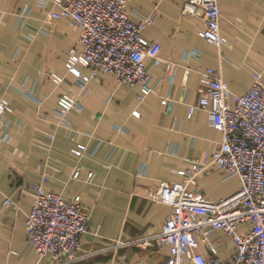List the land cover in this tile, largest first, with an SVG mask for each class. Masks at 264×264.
<instances>
[{"label": "crops", "instance_id": "crops-1", "mask_svg": "<svg viewBox=\"0 0 264 264\" xmlns=\"http://www.w3.org/2000/svg\"><path fill=\"white\" fill-rule=\"evenodd\" d=\"M187 1L128 2L134 21L154 16L143 36L159 43L161 59L176 67L170 77L164 64L147 58L155 91L140 102V88L119 83L113 74H99L82 91L68 67L69 52L82 49L81 32L65 18H50L49 11L56 9L52 0L46 7L42 0H0V100L14 109L0 116V264H53L39 257L26 230L36 184L66 199L80 196L90 213L79 252L83 257L74 264L168 263L170 247L150 238L162 231L172 208L152 197L163 184L183 182L180 172L223 141L208 110L189 117L205 89L202 71L220 70L238 95L250 90L254 74L264 82V0H220L221 32L229 42L222 48L200 36L201 17L183 14ZM50 73L64 82L53 83ZM63 96L77 102L68 114L69 128L58 115ZM166 97L172 110L161 103ZM77 145L87 147L82 157L73 152ZM188 189L218 202L237 194L241 183L214 166ZM8 198L15 204L7 205ZM248 230V224L241 226L242 232ZM133 240L140 241L112 247ZM209 241L218 257L230 258L233 242L225 232L215 231ZM199 251L210 255L204 244Z\"/></svg>", "mask_w": 264, "mask_h": 264}, {"label": "built area", "instance_id": "built-area-1", "mask_svg": "<svg viewBox=\"0 0 264 264\" xmlns=\"http://www.w3.org/2000/svg\"><path fill=\"white\" fill-rule=\"evenodd\" d=\"M56 9L49 11L51 19L65 18L73 28L81 32V51L68 54L69 72L80 82L84 92L88 84L99 74H113L119 83L138 86L137 95L144 102L154 93L153 76L146 66V59L152 58L156 66L165 65L170 77L176 69L170 61L160 57L161 45L151 43L143 31L153 22L154 16L134 21L128 11L129 0H52ZM48 0H42L46 7ZM183 14L201 17L204 29L200 36L222 48L228 39L221 32L220 0H188ZM89 68L90 75L81 69ZM48 78L55 84L64 78L50 73ZM205 85L203 96L197 105L190 106L189 117L198 109L208 110L211 124L220 129L223 141L218 150L207 154L204 160H197L180 173L183 182L163 184L154 193L157 201L171 206L162 231L152 236L159 246H169L171 256L167 264H264V82L262 75L254 74L250 90L238 95L230 90L220 70L208 68L202 71ZM161 103L172 110L171 98ZM77 107L70 96L59 100L60 123L70 127L69 112ZM8 100H0V116L13 112ZM133 115L140 118L139 112ZM4 139L11 141L5 134ZM87 147L77 145L73 152L82 157ZM214 166L220 167L227 177L237 176L240 191L234 196L212 202L203 195L190 191V184H196L200 175L209 174ZM92 174L88 175L91 180ZM80 177L78 169L74 178ZM44 182L48 178L44 176ZM36 198L30 211L26 230L40 258L49 257L53 264H74L80 255L81 240L89 231L90 213L83 206L81 197L66 199L47 190L43 184L32 186ZM7 205L15 204L8 198ZM248 224L249 230L241 231ZM222 230L233 242L229 259L216 255L209 237ZM140 240L118 241L113 248L137 244ZM210 252L199 251L201 245Z\"/></svg>", "mask_w": 264, "mask_h": 264}]
</instances>
